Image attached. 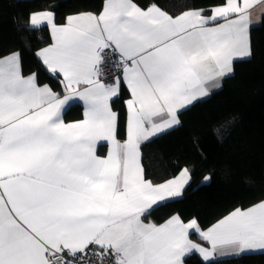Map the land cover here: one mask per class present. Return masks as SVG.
Returning a JSON list of instances; mask_svg holds the SVG:
<instances>
[{
	"label": "snow or ice",
	"instance_id": "obj_1",
	"mask_svg": "<svg viewBox=\"0 0 264 264\" xmlns=\"http://www.w3.org/2000/svg\"><path fill=\"white\" fill-rule=\"evenodd\" d=\"M258 2L226 0L174 16L157 4L104 0L98 14L68 15L62 24L52 11L29 14V28L50 29L52 43L36 55L62 88L25 76L19 52L0 58V264H74L77 257L80 264H91L85 257L185 264L193 251L209 262L264 250V201L234 209L207 230L178 215L145 223L154 205L182 194L191 175L185 167L153 183L139 151L219 87L234 59L251 55L250 9ZM112 56L119 74L105 83L103 65ZM122 83L131 97L123 142L111 103ZM74 98L84 102L85 118L65 123L62 111ZM99 141L110 143L106 157L96 154ZM190 230L209 246L192 241Z\"/></svg>",
	"mask_w": 264,
	"mask_h": 264
},
{
	"label": "trees",
	"instance_id": "obj_2",
	"mask_svg": "<svg viewBox=\"0 0 264 264\" xmlns=\"http://www.w3.org/2000/svg\"><path fill=\"white\" fill-rule=\"evenodd\" d=\"M141 7L157 4L171 15L189 8H211L226 0H134ZM104 0H0V58L19 52L24 74L36 73L40 84L61 91L36 53L52 41L48 26L31 29L29 14L52 10L59 24L80 12L99 13ZM209 13L210 11H206ZM205 12V13H206ZM234 72L206 98L179 112L180 124L143 144L145 177L162 183L183 168L191 179L183 194L161 202L143 217L160 224L173 215L183 221L196 219L205 229L236 208L264 200V17L251 29V55L233 63ZM130 92L122 84L111 101L119 114V138L126 135V100ZM219 130V134H218ZM210 177L205 180V177ZM191 238L205 242L196 231ZM185 264H264V252H251L205 262L193 252Z\"/></svg>",
	"mask_w": 264,
	"mask_h": 264
},
{
	"label": "crops",
	"instance_id": "obj_3",
	"mask_svg": "<svg viewBox=\"0 0 264 264\" xmlns=\"http://www.w3.org/2000/svg\"><path fill=\"white\" fill-rule=\"evenodd\" d=\"M135 2V1H134ZM226 3V2H225ZM224 3V4H225ZM224 4H221V5H224ZM217 6H220V5H217ZM160 7V6H159ZM161 8V7H160ZM162 10H164L163 8H161ZM42 11H45V10H42ZM47 11H52V10H47ZM165 11V10H164ZM36 12H39V11H36ZM52 12H54V11H52ZM262 12H264V0H259V2L258 3H256V4H254V6L250 9V13H251V15H250V18H251V20L253 21V23H252V25H251V27H250V40H251V29H252V27H254V26H259L261 23H262V19H263V17H264V15H262L261 13ZM55 13V12H54ZM98 14V13H97ZM212 13L211 12H209V13H205V15H211ZM179 15V14H178ZM55 18H56V14H55ZM219 22H223V21H219ZM56 23H57V21H56ZM57 24H59V23H57ZM51 43H52V41H51ZM50 43V44H51ZM48 46V45H47ZM47 46H45V47H47ZM44 48V47H43ZM14 53V52H13ZM10 54H12V53H10ZM10 54H8V55H10ZM20 54V53H19ZM8 55H6V56H8ZM6 56H4V57H6ZM1 58H3V57H1ZM243 58H246V57H243ZM238 59H242V58H236V59H234L233 60V63L236 61V60H238ZM20 61H21V55H20ZM232 66H233V64H232ZM21 67H22V63H21ZM22 72H23V68H22ZM24 74V73H23ZM25 76H27V75H29V74H24ZM224 78V77H223ZM223 78L220 80V82H219V87H215V88H212V89H210V94L209 95H211L214 91H216L217 89H219L220 87H221V85H222V81H223ZM38 79V78H37ZM123 84V83H122ZM122 84H121V87H122ZM41 85H43V84H41ZM50 86V85H49ZM51 87V86H50ZM54 90V89H53ZM54 91H56V90H54ZM208 95V96H209ZM208 96H205V97H203V98H206V97H208ZM131 97H129L128 99H130ZM203 98H201V99H203ZM127 99V100H128ZM126 100V101H127ZM200 100V99H199ZM127 108V107H126ZM114 110V109H113ZM84 111H85V105H84V102L82 101V100H80L79 98H74L73 99V101H71L70 103H69V105H67V106H65V108L63 109V111H62V117H63V120H64V122L65 123H73V122H76V121H81V120H83L85 117H84ZM115 111V110H114ZM128 114V113H127ZM178 116H179V113H178ZM126 125H127V121H126ZM175 127V126H174ZM117 138L121 141V142H123V141H125L126 139H127V126H126V135H125V137H123V138H119L118 137V135H117ZM146 142H143L142 144H141V146H140V149H139V151H140V154H141V156H140V162H141V164H142V166H143V162H142V150H141V148H142V146H143V144H145ZM109 148H110V143L109 142H107V141H99V142H97V145H96V154L98 155V156H101V157H106L107 156V154H108V151H109ZM143 169H144V167H143ZM189 172H190V170H189ZM144 175H145V172H144ZM179 175V174H178ZM177 175V176H178ZM177 176H175V177H177ZM175 177H172L171 179H173V178H175ZM146 178V177H145ZM147 179V178H146ZM187 186V185H186ZM185 186V187H186ZM185 187H184V189H185ZM184 189L182 190V194H183V191H184ZM181 194V195H182ZM180 195V196H181ZM179 197V196H178ZM174 198H176V197H174ZM169 199H171V198H169ZM262 201H264V200H262ZM262 201H260V202H262ZM159 204V203H158ZM255 205V204H254ZM155 206V205H154ZM253 206V205H252ZM251 207V206H250ZM248 208V207H247ZM174 216V215H173ZM179 216V215H178ZM172 217V216H171ZM170 217V218H171ZM180 217V216H179ZM169 218V219H170ZM181 218V217H180ZM142 219L144 220V222L145 223H148V222H151V221H147V220H145L143 217H142ZM222 219V218H221ZM168 220V219H167ZM166 220V221H167ZM181 220L183 221V219L181 218ZM166 221H164V222H166ZM164 222H162V223H164ZM185 222V221H184ZM189 222V221H188ZM153 223V222H152ZM162 223H160V224H162ZM185 223H187V222H185ZM216 223V222H215ZM214 223V224H215ZM157 225H159V224H157ZM199 225V224H198ZM213 225V224H212ZM211 225V226H212ZM211 226H209V227H207V228H205V229H202L200 226H199V228H200V230H207L208 228H210ZM192 231H194V230H190L189 231V238L192 240V241H194L195 243H198V244H201L202 246H204V247H208L209 245H208V243L206 242H198V241H195V240H193L192 238H191V232ZM90 247V246H89ZM193 252H195V251H193ZM255 252H264V250H257V251H255ZM197 253V252H196ZM200 255V254H199ZM223 258H228V257H221V258H219V259H223Z\"/></svg>",
	"mask_w": 264,
	"mask_h": 264
},
{
	"label": "built area",
	"instance_id": "obj_4",
	"mask_svg": "<svg viewBox=\"0 0 264 264\" xmlns=\"http://www.w3.org/2000/svg\"><path fill=\"white\" fill-rule=\"evenodd\" d=\"M115 59H116L115 56L105 59V63L103 65L104 76L102 77L105 83H111L112 82L111 78L119 74L118 72L114 71L112 67V63L113 61H115ZM90 249H91V246H90ZM92 250L96 251V249H92ZM85 259L90 260L91 264H96V260L93 257H85ZM74 264H80L79 257L75 259ZM108 264H111V261H109Z\"/></svg>",
	"mask_w": 264,
	"mask_h": 264
}]
</instances>
